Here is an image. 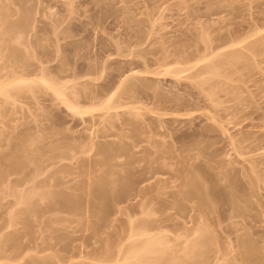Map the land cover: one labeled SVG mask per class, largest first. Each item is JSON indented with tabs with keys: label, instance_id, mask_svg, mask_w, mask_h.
Listing matches in <instances>:
<instances>
[{
	"label": "rangeland",
	"instance_id": "374dc122",
	"mask_svg": "<svg viewBox=\"0 0 264 264\" xmlns=\"http://www.w3.org/2000/svg\"><path fill=\"white\" fill-rule=\"evenodd\" d=\"M19 75L66 98L0 94V264H259L264 0H0Z\"/></svg>",
	"mask_w": 264,
	"mask_h": 264
},
{
	"label": "bare ground",
	"instance_id": "6f19581e",
	"mask_svg": "<svg viewBox=\"0 0 264 264\" xmlns=\"http://www.w3.org/2000/svg\"><path fill=\"white\" fill-rule=\"evenodd\" d=\"M236 44H238V43H236ZM222 49H223V48H222ZM233 49H235V48H233ZM236 49H237V48H236ZM219 50H220V49H219ZM222 51H223V50H222ZM235 51H236V50H235ZM237 51L240 52L239 49H238ZM219 52H220V51H219ZM219 52H218V53H219ZM228 52H229V51H228ZM232 52H234V51H231V53H230V54L232 55V57L235 56V57H233V58L231 57L232 59H229V58H230V55H227V53L225 52V53H226V56H225L226 59L223 58V57H220L221 60L218 58L219 60H218V61L216 60V63H215V64H211L212 62L210 61V62H211V63L209 62L210 65H206V64H207V63H206L205 65H206L207 67H205V68L202 67L203 69H202L201 71L204 72L203 75H206V74H208V73H209V76L212 75L211 77H209V76L207 75L208 78H207V76H204V77H206V79L204 78V82H203L202 85H205V84L207 83V80H208L209 78H210V79H209V82H210V83H211V81H214V80H211V78H212V77H213V78L215 77V76H213L215 73H218V74L220 75V71H219V70H221L223 64L227 63V65H228V64H231V62H233L232 64H234V62H235V64H236V63L238 62L237 60L239 59V56H238L239 53H238V52H236V53H235V52L232 53ZM215 54H217V53H215ZM219 54H220V56H221V54L223 55L224 52H223V53L220 52ZM234 54H236L237 56L234 55ZM241 55H242V53H241ZM215 56H217V55H214V57H215ZM227 56H229V57L227 58ZM209 57H210V59L214 58L213 55H212V57H211V56H209ZM242 57H243V56H242ZM242 57H240V58H242ZM222 58H223V60H222ZM234 58H235V59H234ZM236 58H237V60H236ZM207 59H209V58H207ZM210 59H209V60H210ZM205 60H206V59H205ZM209 60H208V61H209ZM213 60H214V59H213ZM227 60H228V61H227ZM235 60H236L237 62H236ZM214 61H215V60H214ZM214 61H213V62H214ZM226 61H227V62H226ZM229 61H230V62H229ZM239 61H240V60H239ZM209 63H208V64H209ZM205 65H204V66H205ZM227 65L225 64V66H223V67H226ZM187 69H188V68H186V70H187ZM204 69H205V70H204ZM199 72H200V71H199ZM199 72H198V73H199ZM205 72H206V73H205ZM225 72H228V71H225ZM229 72H230V71H229ZM229 72H228V73H229ZM175 73H176V72H175ZM210 73H211V74H210ZM223 73H224V71H223ZM176 74H178V72H177ZM199 74L202 75V72L199 73ZM218 74H216V75H218ZM203 75H202V76H203ZM224 75H225V74H224ZM227 75H228V74H227ZM227 75H226V76H227ZM10 77H11V76H10ZM12 78H13V79H9V80H8V79H5V80H1V81H0V94H3V95H5V96H6V94H7V97H12V96L14 95V93H13L14 91H12V90H14L15 87H17L16 89L21 88V87H19V86H24L23 89H25L26 87L29 88V86H30V87L33 86L32 83L34 82V80H36V81H37V80H41L40 82H42L43 85H46L47 87H50V86H51L50 88H51L53 91L56 90V88H57V86H55V85L52 83V84L56 87V88L54 87L55 89H53V88H52L53 85H52V84L50 85V82H51V81H49L45 76H44V77H41L40 79H39V78H37V79H36V78H34V79H33V78H27V77H23V76H20V75H19V77H12ZM127 78H129V76H127ZM125 79H126V78H125ZM205 80H206V82H205ZM123 81L125 82V80L122 79V84L120 83L122 86H123V83H124ZM202 81H203V80H202ZM209 82H208V83H209ZM214 82H216V81H214ZM201 83H202V82H201ZM208 83H207V84H208ZM217 83H218V82H217ZM26 85H27V86H26ZM56 85H57V84H56ZM213 85H214V83H213ZM122 86H121V88H122ZM209 86H210V85H209ZM13 88H14V89H13ZM16 89H15V90H16ZM21 89H22V88H21ZM31 89H32V88H31ZM58 89H59V88H58ZM62 89H63V88H62ZM113 89H114V88H113ZM27 90H28V89H27ZM59 90H61V89H59ZM59 90H56V94L59 95V96H57V95H56V96H57L58 98H59L60 96L66 98V96H65L66 94L64 93L65 95H62V92H60ZM119 90H120V88H119ZM30 91H31V90H30ZM62 91H63V90H62ZM63 92H64V91H63ZM110 92H111V91H110ZM117 92H118V91H117ZM10 93H11V94H10ZM8 94H9V96H8ZM54 94H55V92H54ZM112 94H114V93H112ZM112 94L110 95V99L107 98V99L105 100V102H103V105H104V103L107 104V101H108V105H106L107 108H110V106H113V105H111V104L109 105V103H110L109 100L112 101V97H113ZM116 94H118V93H116ZM116 94H115V95H116ZM10 95H12V96H10ZM68 95H69V94H68ZM108 96H109V95H108ZM117 98H118V97H117ZM61 99H62V98H61ZM67 100H69V99H67ZM67 100L65 99V100H63V102H65V104H67V106H68L71 110H73L74 112L79 113V114H80V112H83V111H81V109H80L81 106L79 107V106H77V104H74V102H70V100H69V101H67ZM73 101H74V100H73ZM113 101H114V100H113ZM66 102H67V103H66ZM111 103H112V102H111ZM115 103H116V102H115ZM115 103H114V104H115ZM116 105H118V104H116ZM114 106H115V105H114ZM114 106H113V107H114ZM87 107H88V106H87ZM87 107H86V109L89 108V107H88V108H87ZM95 107H96V106H95ZM104 107H105V106H104ZM115 107H116V106H115ZM81 108H83V107H81ZM111 108H112V107H111ZM83 109H84V108H83ZM83 109H82V110H83ZM89 110H92V109H89ZM89 110H88V111H89ZM86 112H87V111H86ZM81 114H82V113H81ZM247 148H248V147H247ZM244 149H245V148H244ZM243 152H244V150L241 151V154L246 153V152H244V153H243ZM239 154H240V153H239ZM241 157H242V156H241ZM199 218H200V217H199ZM199 218H198V219H199ZM198 219H197V220H198ZM198 222L200 223L199 226H200L201 228H204L205 225L207 224V220H206V219H204V220H203V219H202V220L200 219ZM199 223H198V224H199ZM144 231H145V230H144ZM140 233H141V232H140ZM144 233H147V232H143V233H141V234L144 235ZM228 234H230V232H228ZM146 235H147V237H148V242H147L146 246H143V247H142L143 249L145 248V251L142 250V248H138V249H137L136 247H132V248L130 249V252H133V258L136 259V260H138L141 264H149V263H150L149 260H148V258H147L146 260H145V258H141V254H142L143 251H144L145 253H148V254H150L149 252H151V253H155L158 249L160 250V248H159L158 245H160V243H161V244L163 243V241H162V242L160 241V240H162V238L160 239V237H159L160 240H159L158 238L154 240V238H153L154 236H151V237H150L148 233L145 234V236H146ZM230 245H231V244H230ZM135 248H136V249H135ZM140 249H141L142 251H141ZM147 249H148L149 252L146 251ZM232 251H234V248H232L231 252H232ZM205 254H206V253H205ZM205 254H204L203 256H205ZM205 257H206V256H205ZM205 257H204V259H207V260L210 258V257H208V255H207L206 258H205ZM217 257H218V255H217ZM217 257H216V260H215V261H211V262L208 263V264H231V263H227V262H226L224 256H220L219 258H217ZM217 259H218V260H217ZM256 259H257V260H258V259H259V260L261 259L260 262H258V263L260 264V263L262 262L261 264H264V261H263V260H264V257H263V256H259V257H257ZM256 259H254L255 261H253V262H257ZM251 263H252V261H251ZM251 263H249V264H251ZM150 264H151V263H150Z\"/></svg>",
	"mask_w": 264,
	"mask_h": 264
}]
</instances>
